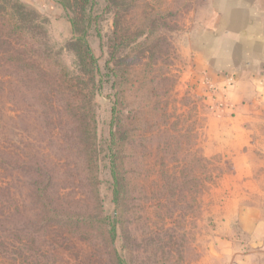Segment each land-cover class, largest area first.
Returning <instances> with one entry per match:
<instances>
[{
  "label": "rangeland",
  "instance_id": "rangeland-1",
  "mask_svg": "<svg viewBox=\"0 0 264 264\" xmlns=\"http://www.w3.org/2000/svg\"><path fill=\"white\" fill-rule=\"evenodd\" d=\"M17 1L40 29L9 42L22 56L0 51V264H264V0Z\"/></svg>",
  "mask_w": 264,
  "mask_h": 264
},
{
  "label": "trees",
  "instance_id": "trees-1",
  "mask_svg": "<svg viewBox=\"0 0 264 264\" xmlns=\"http://www.w3.org/2000/svg\"><path fill=\"white\" fill-rule=\"evenodd\" d=\"M61 6L65 9V4H61ZM84 12V11H83ZM24 16L31 17V20H27ZM26 22H31V28L32 29H40L37 28L36 25L33 26V23H35V18L30 15V13L17 1V0H0V51H2L5 55H9L12 53L16 56H22V53L17 51L16 49H13L12 46H10V43H13L14 41H22L23 39H26L28 36V30H25L23 25ZM71 26L73 28L77 23H75L74 20H70ZM19 27H18V26ZM35 37V36H31ZM73 46L76 44L78 46L77 50H75L74 55L76 58H78L80 66L82 67V75L86 74L88 78L93 82L94 76L98 75V66L96 64V61L94 59V56L92 55V52L87 45V43L84 41V39L74 37L72 39ZM40 43V42H39ZM27 46V44L22 45V47ZM10 61L13 63L20 62V64H26V60H22L19 57L14 59L11 56ZM28 65V64H26ZM87 68V71L83 73V70ZM91 68V70H90ZM23 69V68H21ZM25 69V68H24ZM23 69V70H24ZM30 71L37 74L38 77H41V83L46 84V77L53 74V71L50 68H45L43 70H39V67H31L28 68ZM89 69V70H88ZM27 70V69H26ZM99 79V78H98ZM51 80V79H50ZM79 78H68L66 76H63L60 82V85H58V88L64 87L67 89L70 93L74 94L78 91V87L76 86L79 82ZM76 84H72V82H75ZM94 86V82L92 84V87ZM101 85L98 86L96 91L100 93ZM75 110V114H74ZM73 121L75 123V133H76V139L77 143L79 145V148L82 152L83 159L85 162L89 165V160L92 158V133L90 131V123H91V117L88 116V113L84 111V109L81 108H75L73 106ZM110 136L112 141L115 139V133L113 131L110 132ZM113 148L109 147V155L107 157L108 165H109V176L111 179V188H112V202L114 206L117 208L118 201L121 196V191L124 190L126 183V179L122 178L119 173V166L116 163V160L113 156ZM46 190H37L38 194L40 193L42 196V199H45L46 192H42ZM44 193V195H42ZM37 198V197H36ZM115 215L116 212L114 210V213L111 217H103L101 218V221H104V226L107 229V235L110 238L111 244L114 242V238L116 235V223H115ZM115 261H117V264H123V260L114 253Z\"/></svg>",
  "mask_w": 264,
  "mask_h": 264
},
{
  "label": "crops",
  "instance_id": "crops-1",
  "mask_svg": "<svg viewBox=\"0 0 264 264\" xmlns=\"http://www.w3.org/2000/svg\"><path fill=\"white\" fill-rule=\"evenodd\" d=\"M233 15V14H232ZM232 17H234V16H232ZM231 16H230V18H231V20H233L235 23H236V25H238V28L240 27V25H241V22H244L242 19H239L238 17H234V18H232ZM251 21V20H250ZM240 23V24H239ZM232 30V29H231ZM230 29L227 31L228 33L229 32H234V30H232L231 31ZM238 34H241L242 35V31H240V33H238ZM229 48L230 47H222L221 49H220V54H223V55H228V54H230V52H229ZM256 51H258V50H254V52H256ZM261 51V50H260ZM259 51V52H260ZM258 52V53H259ZM259 54H264V50H262ZM226 69H227V67H225Z\"/></svg>",
  "mask_w": 264,
  "mask_h": 264
}]
</instances>
